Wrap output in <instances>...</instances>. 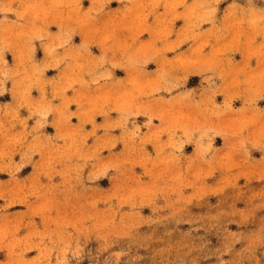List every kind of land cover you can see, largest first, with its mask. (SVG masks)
<instances>
[{"label": "rangeland", "instance_id": "rangeland-1", "mask_svg": "<svg viewBox=\"0 0 264 264\" xmlns=\"http://www.w3.org/2000/svg\"><path fill=\"white\" fill-rule=\"evenodd\" d=\"M247 23L158 30L157 54L188 50L107 92L75 62L76 112L50 124L45 103L39 125L2 136L0 264H264V13Z\"/></svg>", "mask_w": 264, "mask_h": 264}, {"label": "crops", "instance_id": "crops-1", "mask_svg": "<svg viewBox=\"0 0 264 264\" xmlns=\"http://www.w3.org/2000/svg\"><path fill=\"white\" fill-rule=\"evenodd\" d=\"M169 1L0 0V143L4 133L14 132V126L28 130L39 125L45 103L55 112L47 116L50 124H56L68 104V111L76 112L73 102L81 89L75 78L84 73H77L75 62L84 63L83 70L90 76L112 78L98 82L101 91L119 89L125 78L161 77L165 72L161 62L172 63L188 50L190 43L185 42L175 52L157 54L158 30H172L171 42H177V34L192 32L203 36L215 30L249 33L247 20L264 13L258 0L256 6L246 0H213L210 12L202 5L205 0H183L179 6H168ZM235 38L232 34L228 39ZM125 43L134 48L131 55L110 52ZM233 61L242 59L235 55ZM198 78L189 74L186 86ZM41 131L53 134L51 125ZM27 169L21 167L19 173L28 174ZM5 180L0 176V181Z\"/></svg>", "mask_w": 264, "mask_h": 264}]
</instances>
